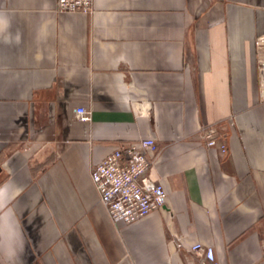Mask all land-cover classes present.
Returning <instances> with one entry per match:
<instances>
[{
  "label": "crops",
  "instance_id": "1",
  "mask_svg": "<svg viewBox=\"0 0 264 264\" xmlns=\"http://www.w3.org/2000/svg\"><path fill=\"white\" fill-rule=\"evenodd\" d=\"M0 13L13 38L0 36V243L17 221L24 234L2 264H198L196 243L219 264H264V0H93L89 14L0 0ZM140 139L157 143L165 203L114 221L91 169Z\"/></svg>",
  "mask_w": 264,
  "mask_h": 264
},
{
  "label": "built area",
  "instance_id": "2",
  "mask_svg": "<svg viewBox=\"0 0 264 264\" xmlns=\"http://www.w3.org/2000/svg\"><path fill=\"white\" fill-rule=\"evenodd\" d=\"M93 0H56L58 13L89 14ZM259 50V74L261 94L264 96V36L256 42ZM81 122L91 120V112L80 107L75 111ZM199 135L206 146L226 152L224 143L219 142L214 128H203ZM157 143L153 139H140L117 147L91 169V182L100 195V202L114 221L134 223L165 203L162 186L150 177V169L156 156ZM191 251L198 258V264H219L210 246L196 243ZM0 264H2L0 262Z\"/></svg>",
  "mask_w": 264,
  "mask_h": 264
},
{
  "label": "clouds",
  "instance_id": "3",
  "mask_svg": "<svg viewBox=\"0 0 264 264\" xmlns=\"http://www.w3.org/2000/svg\"><path fill=\"white\" fill-rule=\"evenodd\" d=\"M10 25L4 18V14L0 13V36L8 30ZM3 43H12L13 38L9 33L7 36H3ZM15 42L19 43V35L15 37ZM4 191V187L0 185V193ZM23 193V188L17 186L16 196L18 197ZM5 206L0 202V209H3ZM14 215V214H13ZM24 247V234L22 228L19 227V222L17 221V227L15 231L14 239L11 241L5 240V242L0 243V255L7 257L9 261L14 262L19 254L23 251Z\"/></svg>",
  "mask_w": 264,
  "mask_h": 264
},
{
  "label": "trees",
  "instance_id": "4",
  "mask_svg": "<svg viewBox=\"0 0 264 264\" xmlns=\"http://www.w3.org/2000/svg\"><path fill=\"white\" fill-rule=\"evenodd\" d=\"M34 171H37V168H34Z\"/></svg>",
  "mask_w": 264,
  "mask_h": 264
}]
</instances>
